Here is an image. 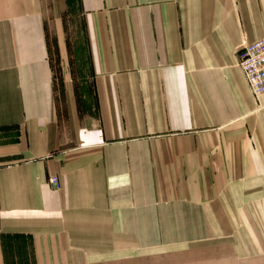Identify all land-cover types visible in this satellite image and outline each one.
<instances>
[{
	"label": "crops",
	"instance_id": "crops-1",
	"mask_svg": "<svg viewBox=\"0 0 264 264\" xmlns=\"http://www.w3.org/2000/svg\"><path fill=\"white\" fill-rule=\"evenodd\" d=\"M78 2L89 116L71 81L65 109L57 98L50 32L64 60L67 0H0V131L15 133L0 143V264L10 248L30 264H146L190 241L182 229L264 227V95L239 64L264 38V0ZM259 234L237 257L264 254Z\"/></svg>",
	"mask_w": 264,
	"mask_h": 264
},
{
	"label": "rangeland",
	"instance_id": "rangeland-1",
	"mask_svg": "<svg viewBox=\"0 0 264 264\" xmlns=\"http://www.w3.org/2000/svg\"><path fill=\"white\" fill-rule=\"evenodd\" d=\"M65 13L60 17L57 23L62 34L63 44L67 49V57L62 58L59 39L56 35L58 28H51L50 44L51 56L57 78V98L60 110L65 109L64 93L66 89L65 79L71 81L78 98V104L81 111L89 116L96 112L94 98V80L91 65V58L88 49L87 36L85 34L84 20L78 0H67ZM56 25V26H58ZM15 133L0 131V143L13 138ZM221 231L218 236L215 235L216 229H182L193 236L186 243H179L175 249L162 247L159 258H147L146 264H264L263 255L255 260L239 258L236 255V240L247 238L248 234L254 239H259L260 232L264 233L262 228L241 227L234 228L225 226L219 228ZM181 230V229H179ZM242 238V239H243ZM15 244L11 243L10 246ZM10 264H30V261L24 260L23 253L9 250ZM27 255V254H26ZM23 259V260H22Z\"/></svg>",
	"mask_w": 264,
	"mask_h": 264
},
{
	"label": "built area",
	"instance_id": "built-area-1",
	"mask_svg": "<svg viewBox=\"0 0 264 264\" xmlns=\"http://www.w3.org/2000/svg\"><path fill=\"white\" fill-rule=\"evenodd\" d=\"M239 64L251 93L259 100L264 95V38L240 50ZM50 185L59 188V179L52 177Z\"/></svg>",
	"mask_w": 264,
	"mask_h": 264
}]
</instances>
